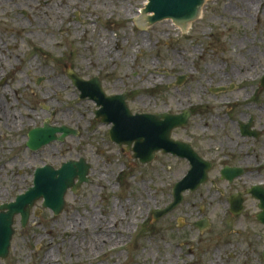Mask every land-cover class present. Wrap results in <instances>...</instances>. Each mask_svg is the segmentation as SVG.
Wrapping results in <instances>:
<instances>
[{
    "label": "rangeland",
    "instance_id": "1",
    "mask_svg": "<svg viewBox=\"0 0 264 264\" xmlns=\"http://www.w3.org/2000/svg\"><path fill=\"white\" fill-rule=\"evenodd\" d=\"M146 3L0 0V207L33 186L37 168L82 158L94 168L92 182L67 195L60 216L38 201L26 229L16 217L11 254L0 264H112L111 255L120 264H264L253 247L217 248L223 236L241 240L242 229L222 219L224 207L208 199V186L186 192L179 207L154 220L171 204L184 164L158 152L142 165L132 148L111 142L112 125L96 119V104L80 99L68 76L101 79L108 96L127 95L133 114L218 102L228 95L211 88L264 71V0H208L206 16L186 31L173 22L140 25ZM46 121L78 135L32 152L28 135ZM205 218L210 226L200 231L195 224Z\"/></svg>",
    "mask_w": 264,
    "mask_h": 264
},
{
    "label": "flooded vegetation",
    "instance_id": "2",
    "mask_svg": "<svg viewBox=\"0 0 264 264\" xmlns=\"http://www.w3.org/2000/svg\"><path fill=\"white\" fill-rule=\"evenodd\" d=\"M247 78L250 81L244 82ZM241 79V84L230 82L229 85L222 84V88H211L210 93L214 96L228 95L218 102H189L188 106L182 103L178 114L190 112L189 119L185 125L173 130L171 138L184 145L185 156L166 155L184 164L183 178L193 169L199 174L205 172L206 182L198 190L208 186V199L218 200V204L224 207L221 212L223 215L226 212V218L222 219L229 218L232 222L237 221L236 226L241 225L243 234L236 232L237 236L242 235L241 240L227 241L223 236L217 248L235 250L238 247L240 251L253 247L255 261L263 263L264 71L245 74ZM93 170L92 167L91 173ZM210 208L214 210L212 206ZM207 220L210 226V220ZM250 226L253 233L248 231ZM95 246L97 250L102 248L97 243ZM111 247L113 252L117 249L116 243L111 242ZM45 254L44 258L47 252ZM111 257L112 264H120L119 259ZM127 264H132L130 259Z\"/></svg>",
    "mask_w": 264,
    "mask_h": 264
},
{
    "label": "water",
    "instance_id": "3",
    "mask_svg": "<svg viewBox=\"0 0 264 264\" xmlns=\"http://www.w3.org/2000/svg\"><path fill=\"white\" fill-rule=\"evenodd\" d=\"M208 0H148L139 18L140 25L152 27L157 23L173 22L183 30H189V25L200 22L199 18L206 16V2ZM198 20V21H197ZM74 86L81 92L80 99H90L98 106L96 117L103 123L112 125L111 140L118 145H128L129 149L135 144L133 152L136 159L144 165L152 163L156 153H173L184 157L182 143L171 139L173 130L188 122L190 113L186 115L170 114H133L130 111L126 95L108 96L103 90L101 79L94 78L85 81L72 71L68 73ZM185 78H180L181 85ZM60 134V136H59ZM77 135L69 127H54L49 121L44 127L35 128L29 133L28 148L40 150L57 141H64L68 135ZM91 166L85 158L69 161L55 170L52 166L36 169L35 184L24 195H19L14 203L3 204L0 207V258L6 260L10 255L15 222L17 215L22 217L21 225L26 228L31 219V213L37 201L44 200V207L50 208L55 215L60 216L66 206L65 197L68 191L78 193L84 184L90 183ZM205 172L199 174L195 169L181 182L175 185L172 203L160 211L155 212L156 220L170 214L184 201V194L196 191L206 182ZM79 180L78 183L76 181ZM208 221H202L197 226L204 230Z\"/></svg>",
    "mask_w": 264,
    "mask_h": 264
},
{
    "label": "bare ground",
    "instance_id": "4",
    "mask_svg": "<svg viewBox=\"0 0 264 264\" xmlns=\"http://www.w3.org/2000/svg\"><path fill=\"white\" fill-rule=\"evenodd\" d=\"M244 1V3L246 4V5H248V6H252L253 4L252 3H255V1L256 0H243ZM4 103L2 102V104L0 105V113H1V111H2V109H3V105ZM5 117L7 116V117H9L8 118V120H10L11 118V116H12V114L11 115H4ZM17 123H18V118H17V116H16V121L15 122H13L12 124L14 125V126H16L17 125Z\"/></svg>",
    "mask_w": 264,
    "mask_h": 264
}]
</instances>
